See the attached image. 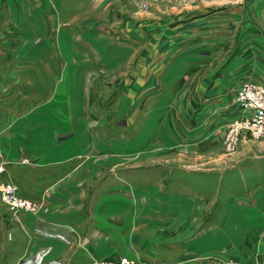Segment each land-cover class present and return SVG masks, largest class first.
I'll return each instance as SVG.
<instances>
[{
  "label": "rangeland",
  "instance_id": "rangeland-1",
  "mask_svg": "<svg viewBox=\"0 0 264 264\" xmlns=\"http://www.w3.org/2000/svg\"><path fill=\"white\" fill-rule=\"evenodd\" d=\"M197 1L0 0V46L14 42L9 46L15 48L0 50V62L5 64L0 75L16 76L15 92L7 91L4 83L0 103L9 93L8 101L14 96L19 111L26 108L25 114L17 113L10 123L15 127V143L0 146L4 157L0 159L7 162L6 178L16 180L40 200L42 213L56 216L49 207L44 211L42 200L56 187L106 186L107 198L125 199L122 207L132 211L131 221L139 210H150L151 204L148 195L139 196L142 201L136 203V188L151 189L171 181L181 186L179 180L185 176L204 180L202 184L196 180V185L204 187L207 196L216 191L228 198L226 192L244 187L247 181L249 186L264 187V174L242 170L256 163L264 167V143L259 142L264 136L243 132L240 147L229 151L223 144L225 135L218 145L220 136L214 132L215 143L208 147L201 140V126L209 122L197 114L200 108L191 113L189 101L177 99L179 94L171 91L174 83L168 78L184 74L187 45L190 54V44H184L195 32L189 26L185 29V24L200 17L193 16L199 14L194 6ZM140 63L150 73L155 69L158 80L152 82L149 75L140 73V79L147 81L142 87L137 85L135 70ZM224 110L216 118L225 117ZM6 119L13 116H0V129L8 126ZM165 138L172 144L158 145ZM237 154L247 157L235 164L217 161ZM179 157L192 161L182 162ZM170 168L192 173L179 172L175 183L157 173ZM42 213H13L0 203V264H57L47 259L48 244L33 252V258H19L23 247L15 244L13 218L38 219ZM128 229L146 232L142 245L130 233L122 237L113 233L107 239L118 242L126 254L115 251L107 256H137L134 252L140 246L145 259H133L166 261L151 257L150 227ZM20 240L24 245L23 237ZM250 243L256 254H264V227L255 228ZM263 262L264 258L255 264Z\"/></svg>",
  "mask_w": 264,
  "mask_h": 264
},
{
  "label": "crops",
  "instance_id": "crops-1",
  "mask_svg": "<svg viewBox=\"0 0 264 264\" xmlns=\"http://www.w3.org/2000/svg\"><path fill=\"white\" fill-rule=\"evenodd\" d=\"M194 6L199 14L193 16L200 17L194 23L185 24V29L189 26L195 34L189 43L185 41L184 44H190V54L188 45L184 48V74L168 79L171 84L174 83L170 87L171 91L179 94L177 99H187L193 114L200 108L197 114L204 115L205 122H209L201 126L204 131L201 140L209 147L215 143L212 138L214 132L220 136V140L216 141L218 145L225 135L224 144L232 120L244 115L236 109L234 101L240 83L251 80L264 85V0H199ZM6 44L0 46V50L15 49L9 46L14 45V42ZM26 49L31 50V46H23V50ZM6 62L10 63L9 60ZM0 67H5V64L0 62ZM142 67L140 63L135 70L137 85L141 86L142 82L147 81L146 78L140 79V73L149 75L152 82L158 80L155 69L150 73L149 68ZM15 78V74L0 75V91L6 86L7 91L14 93ZM9 97V93L2 97L0 116L12 115L13 119H6L8 126L0 129V146L15 143V127L10 123L15 121L17 113H26V108L23 112L18 110L19 105L15 104L14 96L11 102L8 101ZM223 110L228 114L216 118V114ZM241 138L242 134L237 143L239 147ZM170 140L162 139L158 145L170 146ZM259 142L264 143V138ZM2 154L0 156L3 157ZM245 157L237 154L227 159L221 157L217 161L235 164ZM177 159L192 161L187 157ZM245 168H250L252 175L264 174V167L260 163L242 170ZM177 171L170 168L167 172L157 170V173L163 175V180L173 178L174 183L177 181L174 175L179 172L192 173L183 168ZM10 179L20 186L25 197L41 202L29 195L19 182ZM196 180L205 183L200 178L192 180L185 176L179 180L181 186H173L171 181L165 186L134 189L138 195L136 203L142 201L139 196L150 195L147 199L151 204L150 210H139L133 215V221L128 220L132 211L122 207L121 201L125 199L107 198L106 186L56 187L51 193H46L49 197L45 195L42 199L46 202L45 212L46 207L56 212V216L51 214L54 219L42 211L38 219L13 218L15 244L23 247V254L19 258L31 257L33 252L44 247L43 244H48L51 245L48 247L51 253L46 258L57 264H87L91 258L117 259L119 256L107 255L115 251L126 254V250L118 242L114 244L107 238L113 233L121 237L130 233L136 236V244L142 245L141 238L145 237L146 232L135 230L132 233L128 227L147 226L151 228V257L156 259H166L175 264H255L263 260L264 254H256L250 242L254 240L255 228L264 227V187L249 186L247 181L244 187L238 186L232 192H226L228 198H224L216 191L207 196L204 187L196 185ZM143 218L150 222H143ZM20 237H23L24 245ZM135 251L137 256L125 257L145 259V252L141 251L140 246Z\"/></svg>",
  "mask_w": 264,
  "mask_h": 264
},
{
  "label": "built area",
  "instance_id": "built-area-1",
  "mask_svg": "<svg viewBox=\"0 0 264 264\" xmlns=\"http://www.w3.org/2000/svg\"><path fill=\"white\" fill-rule=\"evenodd\" d=\"M235 103L243 117L237 118L231 124L228 136L224 143L229 151L237 147L239 137L247 132L252 137L264 136V85L261 83L244 80L237 89ZM7 162L0 159V203L6 206L11 212H27L37 215L42 211V204L39 201L25 197L20 186L11 179L6 178ZM89 264H175L168 261L156 263L144 262L141 260L120 257L117 259L93 258ZM259 264H264L259 263Z\"/></svg>",
  "mask_w": 264,
  "mask_h": 264
}]
</instances>
